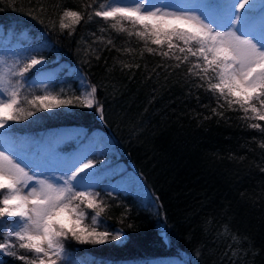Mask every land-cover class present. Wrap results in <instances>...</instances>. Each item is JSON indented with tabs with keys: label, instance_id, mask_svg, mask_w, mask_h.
<instances>
[{
	"label": "trees",
	"instance_id": "1",
	"mask_svg": "<svg viewBox=\"0 0 264 264\" xmlns=\"http://www.w3.org/2000/svg\"><path fill=\"white\" fill-rule=\"evenodd\" d=\"M94 2L0 0V33L9 38L6 41L22 32L44 38L50 66L73 67L59 74L55 88L69 96L80 94L73 75L79 71L97 85L104 106L103 119L94 108L69 106L38 111L28 120L11 122L8 129L31 137L63 125H80L86 133L99 130L115 149L109 164L120 161L146 192L144 201L121 190L113 193L115 199L106 197L110 207L101 214L105 231L122 230L123 238L97 244L69 239L59 264H151L163 258L183 264H264V133L249 128L256 121L241 119L244 114L223 101L218 108L206 85L199 87L201 81L188 74V65L175 67L174 59L147 53L136 37L117 35L100 18L82 22L71 36L58 24L55 29L49 26L63 9L84 11L83 5ZM39 4L44 12L29 15ZM91 33L112 39L116 48L92 44ZM85 40L99 60L84 55ZM125 48L132 51L123 52ZM121 61L132 67L121 70ZM36 87L42 89L43 84ZM213 109L223 116L214 115ZM104 190L112 191L103 184L96 189L102 195ZM232 233L238 234L239 244L232 242ZM0 264L23 262L4 253Z\"/></svg>",
	"mask_w": 264,
	"mask_h": 264
},
{
	"label": "snow or ice",
	"instance_id": "2",
	"mask_svg": "<svg viewBox=\"0 0 264 264\" xmlns=\"http://www.w3.org/2000/svg\"><path fill=\"white\" fill-rule=\"evenodd\" d=\"M82 7L84 11L63 9L58 21L51 20L49 26L55 29L58 24L71 36L82 22L100 18L117 35L124 34L129 40L136 37L147 53L174 59L175 67L188 65V74L201 81L199 87L206 85L218 108H223V101L230 110L241 111V119L256 121L249 128L264 133V0H96ZM44 10L39 4L28 14L35 16ZM91 35L95 38L92 44L116 48L103 34ZM84 44V55L99 60L96 49L86 40ZM46 50L47 45L29 47L23 49L27 54L22 58H18L20 50H2L13 62L8 64L0 55V129L28 120L38 111L69 106L94 108L103 119L97 85L87 77L78 81L80 94L69 96L63 88H55L59 74L50 67ZM119 63L121 70L132 67ZM212 111L223 116V111ZM260 146L264 147V141ZM95 154L89 149L67 161L39 162L6 148L0 150V255L7 253L23 264H59L69 239L92 244L109 237L121 239L122 232L113 235L98 230L101 214L110 207L105 198L115 199L113 193L119 189L104 190L103 195L96 191L102 187L104 169L99 165L104 162L90 158ZM87 210H92L90 216ZM129 211L126 207L125 213ZM222 227L227 233V226ZM231 238L233 243L241 242L238 234L232 233ZM19 250L25 254L18 255ZM232 254L237 253L233 250Z\"/></svg>",
	"mask_w": 264,
	"mask_h": 264
},
{
	"label": "rangeland",
	"instance_id": "3",
	"mask_svg": "<svg viewBox=\"0 0 264 264\" xmlns=\"http://www.w3.org/2000/svg\"><path fill=\"white\" fill-rule=\"evenodd\" d=\"M7 39H9L7 36L0 33V55H3L4 61L8 64H11L13 59L10 55L4 54L2 51L3 49L15 48L20 50L21 57L18 58H22L23 55L27 54L23 49L38 45H48L44 38H35L29 36L25 32L18 34L15 38H12L9 41H6ZM2 66L3 65L0 64V67ZM50 67L55 69V72L58 74L63 72L66 68L69 70L73 69L72 66H66L64 63H59ZM73 75L78 78V81L82 77V74L79 71H76ZM37 79H43V77H38ZM10 125H12L11 122ZM9 127L0 129V146H2L0 150L6 148L12 152H18L20 156L26 159L39 162L46 160H51L53 162L67 161L80 151L89 149L94 150L96 154L90 158L104 162L103 165H99V167L104 169L101 176L102 184L104 186L111 190L117 188L123 192H132L140 196L143 201L146 199L145 188L133 172L126 170L125 166L120 161L109 164V161L115 158L116 154L113 144L103 132L95 130L86 133L85 129L80 125H63L53 127L38 137H31L24 134H14L13 131L8 129ZM101 153L103 154L101 155ZM57 174L59 175L60 173ZM91 214L92 212L90 215ZM87 222L90 223V220H87ZM106 227L104 220L101 218V227L99 228L100 230H98L105 231ZM117 232H122V230L115 229L113 234H116ZM122 238L123 235L121 239ZM71 264L78 263L73 261ZM151 264L183 263L175 258H163L154 260Z\"/></svg>",
	"mask_w": 264,
	"mask_h": 264
}]
</instances>
